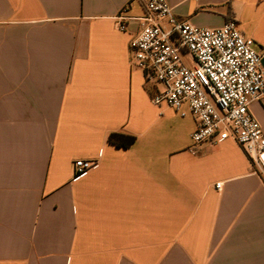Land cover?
<instances>
[{"label": "crops", "instance_id": "obj_1", "mask_svg": "<svg viewBox=\"0 0 264 264\" xmlns=\"http://www.w3.org/2000/svg\"><path fill=\"white\" fill-rule=\"evenodd\" d=\"M166 2L194 27L235 20L264 68V0ZM143 13L0 0V264H264V176L232 140L190 154L195 119L151 103L128 60ZM249 110L264 131V98Z\"/></svg>", "mask_w": 264, "mask_h": 264}, {"label": "built area", "instance_id": "obj_2", "mask_svg": "<svg viewBox=\"0 0 264 264\" xmlns=\"http://www.w3.org/2000/svg\"><path fill=\"white\" fill-rule=\"evenodd\" d=\"M138 1L144 13L136 19L139 30L129 42L128 60L155 87L151 103L195 119L190 154L205 144L232 140L264 176V131L249 110L264 98L262 53L254 40L233 19L221 27L199 28L176 19L166 0ZM116 20L117 29L124 31L121 22L132 19L121 13ZM96 165L94 160L75 161V177Z\"/></svg>", "mask_w": 264, "mask_h": 264}, {"label": "trees", "instance_id": "obj_3", "mask_svg": "<svg viewBox=\"0 0 264 264\" xmlns=\"http://www.w3.org/2000/svg\"><path fill=\"white\" fill-rule=\"evenodd\" d=\"M134 140L135 138L133 136L119 133H112L108 138L109 143L118 148H128L133 144Z\"/></svg>", "mask_w": 264, "mask_h": 264}]
</instances>
